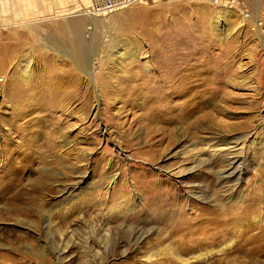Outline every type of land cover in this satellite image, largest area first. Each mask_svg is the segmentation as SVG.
Returning <instances> with one entry per match:
<instances>
[{
    "label": "rangeland",
    "instance_id": "1",
    "mask_svg": "<svg viewBox=\"0 0 264 264\" xmlns=\"http://www.w3.org/2000/svg\"><path fill=\"white\" fill-rule=\"evenodd\" d=\"M4 1L19 6L0 18L40 13L1 30L33 67L27 85L0 65V264H203L193 258L231 242L205 263L264 255V0H133L95 17L92 0ZM74 19L85 53L59 33ZM185 76L194 87L175 91ZM225 152H244L231 189L216 174ZM196 157L213 165L182 173ZM199 209L222 222L201 223ZM215 227L222 237L204 244Z\"/></svg>",
    "mask_w": 264,
    "mask_h": 264
},
{
    "label": "bare ground",
    "instance_id": "2",
    "mask_svg": "<svg viewBox=\"0 0 264 264\" xmlns=\"http://www.w3.org/2000/svg\"><path fill=\"white\" fill-rule=\"evenodd\" d=\"M21 4H23V6H26V1H21ZM9 5L12 7V8H16L18 7L19 5L16 4L15 2H11L9 1L8 2V5L6 3V1H4L3 3L0 4V8H6L8 7L9 8ZM21 6V5H20ZM23 12L20 13L19 15H16L14 17H9L7 18L6 16H3L2 18H7V19H2L0 18V37L3 35L2 34V31L3 29L5 28H11L12 26L14 27H21V26H29L30 28L34 25H31L33 23V20H29V18L33 17L35 18L34 20L37 19V17L39 16V13L35 12L34 9H24L22 10ZM0 12H3V11H0ZM5 12V11H4ZM35 12V13H34ZM3 14V13H1ZM39 18V17H38ZM217 22V26L219 24V18L216 19ZM84 26V20L82 19H74L72 20L71 22L64 24L62 25L61 27V30L59 33H62L63 37H62V40H67V37L69 35H72L74 37V41L77 45V48H79L78 52L79 51H83L84 53L87 52V44L84 43V40L82 39L83 36H82V27ZM215 26V29L216 27ZM67 29H68V32H67ZM17 34V33H16ZM14 36V34L12 35H9L8 37H4L0 40V65L3 69L7 70L8 68H10L11 70L10 71H13V73H11V82H13L12 84L15 83V81L17 82L18 79L25 83H27L28 85V82L30 81L31 79V74H32V59L31 60H26V57H25V54H24V57L21 55H18L17 52L18 50L21 48L23 49V47L17 43V42H12V37ZM59 38V37H58ZM60 40V39H59ZM58 40V41H59ZM83 40V41H82ZM6 41V42H4ZM22 44V43H21ZM25 44V43H24ZM20 46V48H19ZM19 48V49H18ZM22 51V50H21ZM19 53V52H18ZM83 53V54H84ZM30 54V53H29ZM80 57L82 58L81 56V53H79ZM26 56L29 57L28 54H26ZM124 56L121 55L119 58L122 59ZM131 56V55H130ZM133 56V55H132ZM24 59V60H22ZM83 59V62L84 63H87V59L86 58H82ZM119 59V60H120ZM146 70L147 72L150 71L151 67H150V63L146 60ZM119 70V69H118ZM199 71V70H198ZM196 72V71H195ZM19 76V78L17 77V75ZM198 75V73H196ZM195 75V74H194ZM193 77V76H191ZM191 77H187L185 76L184 78L181 79V82L178 84L179 86H173L172 88L175 89V91H180V92H183L185 93L189 88L191 87H194V86H191V83L189 82L190 86L188 85H185V84H188L187 82L191 79ZM178 81V80H177ZM176 81V82H177ZM10 82V81H9ZM19 82V83H20ZM197 82V81H196ZM23 84V83H22ZM21 86H18V88H20ZM179 87V88H178ZM17 89V88H16ZM24 89V88H23ZM32 89V88H31ZM30 89V90H31ZM194 89V88H193ZM18 90V89H17ZM22 90V89H21ZM192 92V91H191ZM190 92V93H191ZM188 93V92H187ZM193 94V93H192ZM199 95V94H198ZM53 96V95H51ZM31 97V96H30ZM33 98V97H32ZM40 98V97H38ZM43 99V98H42ZM40 99V100H42ZM28 100H30L28 98ZM39 100V99H38ZM51 100V99H50ZM43 101V100H42ZM49 102V101H48ZM196 111V110H195ZM193 113V112H192ZM197 113V112H196ZM191 115V114H190ZM193 115V114H192ZM197 117V116H196ZM244 137H241L239 138V140L243 139ZM256 139H254L252 141V145L253 147L255 148L256 146ZM243 144V143H242ZM253 148V149H254ZM255 151V150H254ZM226 154L223 155V157H225V162L223 164V167H221L220 169H217L216 170V174H217V179H218V185H220V187L222 188H225L226 189H231V188H235L237 186V184L241 181V179L243 178V173H242V170H240V165L243 160L241 159V154H244V152H225ZM214 155H217V154H214ZM219 155V154H218ZM186 156H187V153H183L182 155V159L183 161L185 162V159H186ZM31 155H24L23 157V160H24V163H25V166L28 164V166H26L27 168L30 167V164L32 162V160L30 159ZM242 160V161H241ZM191 166L189 169H187V171L183 170L182 173H186V172H191L193 171L195 168H200L201 166H206L208 165V168L210 165H213V162H211L210 160H206V159H198V157L194 158L191 162ZM189 165V164H188ZM210 169V168H209ZM243 169V168H242ZM197 170V169H196ZM245 173V172H244ZM215 174V175H216ZM48 183V179L47 178H39L37 181H36V185L34 187V189H40L41 188H44L45 185ZM19 184H21V181H19ZM205 187V185H204ZM198 190V193L199 195L201 194L200 198L202 199V201L204 200H207L208 198H210V196H208L207 194V191L205 190V188H202V187H199L197 188ZM198 194H196L197 198L199 197ZM212 197V196H211ZM17 199V198H16ZM200 199V200H201ZM20 200V199H19ZM16 201V200H15ZM29 203L30 205H32L34 208L32 209H39V207H41L40 204L36 203V199L34 200L33 198H30L29 199ZM213 202V201H212ZM217 203H219V201L217 200L216 201ZM28 203V205H29ZM223 203V202H222ZM221 203V204H222ZM219 205V204H218ZM222 206V205H221ZM19 207H17L16 209H18ZM44 208V207H43ZM222 208V207H221ZM24 208L22 207V209L18 210V211H14L13 214H15L14 216H17L18 219L17 220H23L21 219L22 216H24ZM26 211V210H25ZM199 212V216L202 218V220H200L201 223L203 222H217V223H221L222 220H220L218 217H212L211 216V213L208 212L207 209H199L198 210ZM14 216L12 218H14ZM16 218V217H15ZM14 218V219H15ZM25 221V220H24ZM262 221H264V219H262ZM216 225V224H215ZM201 227V225H197L196 227L194 228H188L187 229V233L185 234L187 237L191 238L193 236L192 232L194 234H198L199 233V230L198 228ZM203 233H206L207 234V237L208 239L206 240V242L204 244H212V240L214 239L213 237L216 238V240H218L219 238H221V231L219 230L218 227H215L214 229L212 230H205L203 229L202 230ZM143 233V232H142ZM141 233V229H139L138 231H134L133 232V236H132V240H136L142 235ZM177 233V232H176ZM262 233H264V230L262 231ZM220 235V236H219ZM261 237V234H259ZM62 239L65 240L66 237H67V234L64 232L62 233L61 235ZM17 239V238H16ZM71 238L69 237V240H67V247L71 246L72 243L70 242ZM222 246V245H221ZM232 246H233V242L231 243H228V244H224L221 248H219L218 250L217 249H209L208 251L206 252H202L200 255L198 256H195L193 259L196 260L197 262L199 261L200 262H203V264H206L205 262L208 260L207 258H209L210 256H213V255H223V254H226L225 252L227 251V249H232ZM66 247V248H67ZM198 247H200V244H198ZM197 247V248H198ZM193 248H196V246H193ZM254 248V247H253ZM154 249V248H153ZM152 249V250H153ZM161 249V248H160ZM261 249V248H260ZM159 250V249H158ZM253 250V249H252ZM258 250V249H257ZM63 251L57 247V259L60 260V255ZM170 252V251H168ZM254 252V250L252 251ZM252 252L251 250L250 251H246V255L248 257V260H244L243 262L245 264H264V260L260 261V259L262 257H264V255L260 258V259H255L252 258ZM257 252V251H256ZM99 253V252H98ZM167 253V252H166ZM173 253V251L171 252ZM162 254V253H160ZM96 255V254H95ZM99 255V254H98ZM159 253L156 252V251H152V253L150 252V254H148V256L146 257V260L147 261H153V259H155L156 256H158ZM166 255V254H165ZM262 255V254H261ZM170 256V255H169ZM173 256V255H172ZM181 257V256H180ZM157 258V257H156ZM162 258V257H161ZM174 258V257H172ZM257 258V257H256ZM3 259V258H2ZM177 259H180L177 257ZM183 259V258H182ZM7 260V258H6ZM165 260V259H164ZM169 260V259H167ZM185 260V258H184ZM5 261V260H4ZM14 260L10 261L8 260V262H11L13 263ZM179 261V260H178ZM7 262V261H6ZM219 263V261H218ZM212 264H217V263H212Z\"/></svg>",
    "mask_w": 264,
    "mask_h": 264
},
{
    "label": "built area",
    "instance_id": "3",
    "mask_svg": "<svg viewBox=\"0 0 264 264\" xmlns=\"http://www.w3.org/2000/svg\"><path fill=\"white\" fill-rule=\"evenodd\" d=\"M132 4L133 0H92L85 13L91 17L108 15Z\"/></svg>",
    "mask_w": 264,
    "mask_h": 264
}]
</instances>
